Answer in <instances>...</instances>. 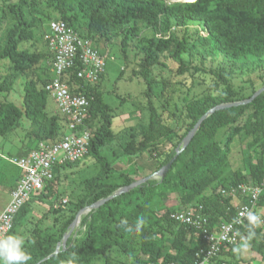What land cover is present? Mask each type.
<instances>
[{"label":"trees","instance_id":"1","mask_svg":"<svg viewBox=\"0 0 264 264\" xmlns=\"http://www.w3.org/2000/svg\"><path fill=\"white\" fill-rule=\"evenodd\" d=\"M42 1L56 11L59 15L57 20L66 22L96 47L99 40L111 42L119 38L125 61L120 78L128 67V48L134 44L140 52V64L137 70L132 71V76L143 78L148 86L145 95L149 122L136 127L121 155L148 154L152 159L148 166L152 173L161 170L175 157L188 134L210 109L248 100L257 92L248 97L236 95L230 78L236 70L264 65V0H196L173 4H169V0ZM38 7V0L8 3L7 14L11 24L4 43L0 42V61H8L10 65L7 76L27 77L23 108L9 102L7 97L0 100V137L7 138L22 126V121L28 120L33 128L27 137L36 140L34 145L60 140L65 124L58 109L57 114L49 115L47 112L49 98L52 97L46 87L55 76L52 72L45 77L42 64L46 59L54 63V57L52 53L37 49L41 27V20L37 18ZM3 19L0 28L4 27ZM138 22L147 25L145 34L140 32ZM195 22L201 25L206 35H200V31H196L195 36L191 33L189 27ZM195 39L201 49L191 45ZM29 43L32 48L25 47ZM163 56H169L177 65L178 76L188 74L189 86L179 83L185 90H182V124L178 130L166 124L152 99V71ZM196 57H200L202 65L213 62L217 66L208 73L204 67L193 65ZM80 69V65H76L67 70L61 80L71 94L84 95L90 100L85 125L91 136L86 157L92 156L100 165V171L85 181V193L68 210L49 209L54 215L51 228L58 233L49 234L46 228L43 229V222L38 220L24 243V250L31 256L27 264H67L69 260L74 264H96L98 259H103L105 264H193L199 249L208 247L203 240V232L177 223L172 215L179 209L166 208L164 202L173 194L180 195L183 208L190 207L196 216L206 219L205 228L211 233L219 231V224L233 220L236 215L233 199L225 197L222 191L241 183L259 185L264 181V93L250 104L225 108L206 118L163 179L149 180L88 212L81 218L80 233L69 238L65 249L54 254L81 210L135 182L129 175L119 172L120 179L108 183L114 169L101 151L115 140V134L111 108L106 104L102 91L105 74L97 84H89L78 77ZM202 86H205L204 91L195 94ZM219 86L223 90L217 92ZM211 88H215V93ZM6 91H12V83L6 86ZM167 92L164 87L161 94ZM220 131H223L224 140H218ZM237 136L248 140V148L252 152L248 174L231 170L229 156ZM30 150L20 151L17 156L26 157ZM75 163L54 167L53 180L25 203L7 235H22V227L31 220L33 203L49 198L59 200L64 192H56L52 188L59 178L67 176V169ZM262 207L264 194L255 213L260 219L259 226L252 227L248 221L240 229L237 245L222 251L213 264H240L245 243L257 253H264L263 219L257 214ZM141 216L144 217L142 230L135 231ZM125 220L133 231H125L121 226ZM237 248L239 252L234 251ZM114 251L136 261L130 263L111 258ZM137 251L147 259H139Z\"/></svg>","mask_w":264,"mask_h":264},{"label":"rangeland","instance_id":"2","mask_svg":"<svg viewBox=\"0 0 264 264\" xmlns=\"http://www.w3.org/2000/svg\"><path fill=\"white\" fill-rule=\"evenodd\" d=\"M18 0H0V22L3 19L2 28H0V42L4 43L5 35L7 29L10 28V20L8 18V3H16ZM39 1V7L37 8V18L41 20V27L38 30L37 44L38 51L52 53L50 50L49 43L47 42V37L50 34L49 27L50 23L54 20L59 19V15L56 11L45 4L42 0ZM187 2L186 0H169V4ZM1 24V23H0ZM140 32L145 34L147 32V25L143 22H138ZM190 31L194 36L196 31H200V35H206L202 30L199 23L195 22L189 27ZM97 48L102 55L106 57V71L104 80L102 82V91L104 99L109 108H111L112 116V129L115 134V140L105 146L101 155L106 157L109 162L113 159L117 161L115 163L117 170H113L111 173L108 183H113L116 179H120L119 171H124L125 175H132L134 172H138V166L143 168V164L150 162L152 160L150 156L144 155L141 158H121L124 150V146L130 138L131 134L136 132V127L140 124H147L149 122V111L147 108V97L145 95L148 88L145 80L141 77H133L132 71L137 70L140 64L141 54L133 44L128 48L129 63L123 76L120 78L122 70L125 68V61L121 52V43L119 38H115L111 42H106L104 40H99L96 42ZM192 46L196 45L198 49L202 46L195 39ZM25 47L32 48L29 43ZM193 65L202 66L209 73L211 69H215L217 63L207 62L206 64H201L200 57H196ZM42 67H45L43 74L45 77L49 76L53 72V62L51 59H46ZM47 69V70H46ZM177 65L169 58V56H163L159 65L153 68L151 79L153 88V101L154 104L164 118L166 124H169L173 129L178 130L182 124V103L181 97L183 96V91L185 88L182 87L183 83L189 86L188 74L185 76H178L176 73ZM47 71V72H46ZM10 72V65L8 61H0V100L7 97L9 102H13L19 108H23V97H24V83L27 79L26 76H7ZM209 76V74H208ZM200 81V80H199ZM230 82L233 87V91L236 95L241 97H248L253 94L254 91H258L264 88V65L253 66L249 68H244L243 70H236L230 78ZM12 83V91L7 93L6 86ZM166 87L168 90L167 94H161L162 90ZM205 86L198 88L195 94L202 93ZM183 90V91H182ZM215 93V88H211ZM223 90L222 86L219 89ZM167 103H170L167 105ZM180 108V110H179ZM47 112L49 115L57 114V106L52 98H49V103L47 106ZM32 125L28 120L22 121V126L11 133L7 138L0 137V211L1 208L11 200V188L17 183V179L22 173V170L17 166L9 162V158L13 157L19 159L17 156L20 151L25 149H35L37 144L36 140L27 137L30 133ZM223 131H220L217 135L218 140L222 139ZM119 136V137H118ZM236 137V141L232 145V153L230 154L231 170H239L245 174H248V163L249 156L252 154L251 150L248 148V140H244L243 137ZM224 140V138H223ZM2 155L6 158L4 159ZM16 156V157H15ZM117 156V157H115ZM132 164V165H131ZM124 167H129L128 169ZM120 169V170H118ZM100 171V165L92 156L86 157L75 163L72 167L67 169V176L59 178L57 184L52 188L56 192H64L60 195L59 200L55 199H44L33 203L31 206L32 217L31 220L26 222L24 227H22V237L26 241V238L30 237L31 229L35 226L38 220L43 222V229L46 228L49 234H55L56 230H52L53 217L49 209L53 207L54 209L61 208L63 210H68L72 203H75L77 199L82 197L85 193V181L91 178ZM144 176H147V172H143ZM138 177V176H136ZM140 180V179H139ZM159 180V179H152ZM54 190H52L54 192ZM54 192V193H56ZM210 192L208 191L207 194ZM180 196V195H179ZM177 194H173L164 202V207L172 208L175 211L180 210L185 206H182ZM68 199L67 204H63L62 201ZM163 206V205H162ZM259 215L264 219V207L258 209ZM87 213H83L81 218ZM30 217V214H29ZM81 218L78 225L73 229L71 237H76L82 230ZM58 233V232H57ZM43 234H46L43 230ZM115 252V251H114ZM137 256L141 260H146L147 258L137 251ZM111 258H115L121 261H134V258H128L120 252H115L110 254ZM0 264H3L0 261ZM96 264H105L103 259H98Z\"/></svg>","mask_w":264,"mask_h":264},{"label":"built area","instance_id":"3","mask_svg":"<svg viewBox=\"0 0 264 264\" xmlns=\"http://www.w3.org/2000/svg\"><path fill=\"white\" fill-rule=\"evenodd\" d=\"M49 32L47 40L54 57L55 78L46 89L65 119L63 137L55 142L37 143L36 148L31 149L26 157L8 159L22 173L11 191L10 202L0 214V237L7 236L13 229L15 218L25 203L53 180L55 166L78 162L89 152L91 133L85 121L88 118L90 100L84 95L71 94L61 77L67 70L80 65L78 77L86 83L97 84L105 74L106 57L93 42L82 38L62 20L52 21ZM222 194L233 199L236 215L233 220L219 224L217 233L209 232L205 228L206 219L196 216L190 207L180 209L172 215L177 223L202 231L203 240L208 243L207 248L199 249L197 260L193 264H213L222 251L237 245L240 229L249 221L248 214L256 213L257 204L264 194V181L259 185L241 183L223 190ZM62 203L67 204L68 199H64Z\"/></svg>","mask_w":264,"mask_h":264},{"label":"water","instance_id":"4","mask_svg":"<svg viewBox=\"0 0 264 264\" xmlns=\"http://www.w3.org/2000/svg\"><path fill=\"white\" fill-rule=\"evenodd\" d=\"M262 93H264V88L259 89L250 99L245 100V101H241V102H236V103H232V104H223L220 106H217L215 108L210 109L200 120L199 122L196 124V126L194 127V129L188 134V136L186 137V139L184 140V144L181 148H179L176 152L175 157L165 166L163 167L161 170H159L158 172L152 174L149 177H146L144 179L138 180L133 182L131 185L126 186L121 188L120 190H118L117 192L113 193L112 195H110L109 197H107L106 199H103L91 206L85 207L83 210H81L75 221L72 223L69 231L67 232V234L64 236V239L62 240L61 243L58 244L57 249L55 251L54 254L59 253L61 251V249H65L66 244H67V240L70 238V235L72 234L73 229L78 225V223L80 222V218L81 215L83 213H88L92 210H96L98 209L100 206H102L106 201L113 199L121 194L127 193L133 189H135L136 187L146 183L149 180L152 179H163L166 174L168 173V171L171 169L173 162L175 161L176 157L181 154L186 147L188 146V144L191 142L192 138L194 137V135L196 134V132L198 131V128L200 126V124L209 116L213 115L215 112L225 109V108H229L232 106H240V105H245V104H250L256 97H258L259 95H261ZM50 258V257H49Z\"/></svg>","mask_w":264,"mask_h":264},{"label":"clouds","instance_id":"5","mask_svg":"<svg viewBox=\"0 0 264 264\" xmlns=\"http://www.w3.org/2000/svg\"><path fill=\"white\" fill-rule=\"evenodd\" d=\"M249 224L252 227L259 226V217L253 213L248 214ZM144 222V217L141 216L138 218V221L135 225V231H141L142 225ZM121 226L125 228V231L131 232L133 228L127 225V221H122ZM253 233H250V235ZM24 237L19 235H7L0 237V261L3 264H27V262L31 259L29 253L24 250ZM244 249L246 250L248 245L244 244ZM234 251L239 252L240 249H234ZM75 255V254H73ZM67 264H74L73 260L67 261Z\"/></svg>","mask_w":264,"mask_h":264},{"label":"crops","instance_id":"6","mask_svg":"<svg viewBox=\"0 0 264 264\" xmlns=\"http://www.w3.org/2000/svg\"><path fill=\"white\" fill-rule=\"evenodd\" d=\"M3 156V155H2ZM117 157V156H115ZM143 156H122L121 158H133V159H137V158H141ZM4 158V156H3ZM6 159V158H4ZM119 160V159H118ZM118 160L115 161V159H113L112 163V168L117 170L115 163L118 164ZM132 165V164H131ZM150 165V162H147L145 164H143V168H140L138 166V172L137 173H133L132 175L129 174V177L134 179L135 181H138L139 179H144L146 177L151 176L152 174H154V172L152 173L151 171H153L151 168H148V166ZM126 169H128L127 167H124ZM120 170V169H118ZM124 170V169H122ZM120 170L119 172L123 173L124 171ZM143 172H147V176H144ZM138 176V177H136ZM21 177V174L19 176V179ZM17 179V181L19 180ZM17 184V183H16ZM7 206V203L1 208L0 214L2 213V211L4 210V208ZM257 214L259 215V212H257ZM261 219H263L262 216H260ZM262 226L264 227V219H263V224ZM240 264H264V253H257L256 251H254L253 249H251L250 247H247V249H243L242 253H241V262Z\"/></svg>","mask_w":264,"mask_h":264},{"label":"bare ground","instance_id":"7","mask_svg":"<svg viewBox=\"0 0 264 264\" xmlns=\"http://www.w3.org/2000/svg\"><path fill=\"white\" fill-rule=\"evenodd\" d=\"M187 2H194V1H196V0H186Z\"/></svg>","mask_w":264,"mask_h":264}]
</instances>
